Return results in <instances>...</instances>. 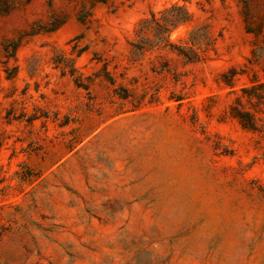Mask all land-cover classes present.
Wrapping results in <instances>:
<instances>
[{
	"label": "rangeland",
	"instance_id": "obj_1",
	"mask_svg": "<svg viewBox=\"0 0 264 264\" xmlns=\"http://www.w3.org/2000/svg\"><path fill=\"white\" fill-rule=\"evenodd\" d=\"M13 1L0 264H264V110L255 132L231 116L264 82V0ZM165 10L190 15L168 40L195 39L203 60L133 53L157 40L138 23Z\"/></svg>",
	"mask_w": 264,
	"mask_h": 264
},
{
	"label": "trees",
	"instance_id": "obj_2",
	"mask_svg": "<svg viewBox=\"0 0 264 264\" xmlns=\"http://www.w3.org/2000/svg\"><path fill=\"white\" fill-rule=\"evenodd\" d=\"M13 0H0V16L6 13L13 5ZM174 9H181L175 8ZM184 10V9H182ZM167 11H162L158 13L150 12L149 18L142 19L138 23L137 34L144 35V33L152 32L156 37L155 42L147 41L148 43L142 42L141 39L137 44H132L133 53L137 55H142L146 50L151 48H163L170 47L177 50V54L185 59L188 63H196L203 60L205 56L204 51L198 52L194 46H196L197 41L191 39V47L188 49L184 47H178L176 49L174 45L169 42V33L175 29L179 24L186 23L189 21L190 15L187 14L186 17L178 16H168ZM159 14L160 16H157ZM255 60H260L264 58V39L263 46L257 55H253ZM226 84H231V77L225 79ZM264 110V82L254 79L251 81L250 85L245 86L239 90L237 93L235 104L231 107V116L234 117L242 128L249 131H260L263 125L256 116V112Z\"/></svg>",
	"mask_w": 264,
	"mask_h": 264
}]
</instances>
